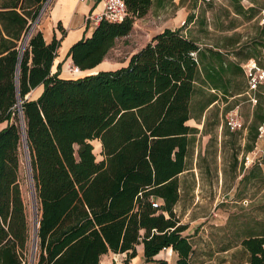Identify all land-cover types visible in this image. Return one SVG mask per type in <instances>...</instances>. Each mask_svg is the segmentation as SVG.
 <instances>
[{"label": "trees", "instance_id": "trees-1", "mask_svg": "<svg viewBox=\"0 0 264 264\" xmlns=\"http://www.w3.org/2000/svg\"><path fill=\"white\" fill-rule=\"evenodd\" d=\"M44 1L0 0V123H6L0 130V264H26L29 231L17 182L25 141L40 206L36 264H99L108 252L126 253L129 260L139 244L148 262L170 248L176 264H189L193 250L182 235L186 225L175 216L178 177L187 170L190 137L198 132L187 123L233 97L232 83L243 70L227 56L253 59L264 69V25H257L249 43L225 39L219 49H231L226 56L200 47L181 28L164 29L124 67L62 79L61 63L51 72L56 39L46 44L33 32L19 54ZM123 1L121 22L100 21L89 37L69 48L66 59L79 72L103 62L152 3ZM231 1L236 16L247 22L256 18L253 8ZM38 86L40 96L25 99ZM254 106L245 152L253 149L264 123V100ZM94 141L100 145L99 161ZM241 247L248 264H264V231L243 238Z\"/></svg>", "mask_w": 264, "mask_h": 264}, {"label": "rangeland", "instance_id": "rangeland-1", "mask_svg": "<svg viewBox=\"0 0 264 264\" xmlns=\"http://www.w3.org/2000/svg\"><path fill=\"white\" fill-rule=\"evenodd\" d=\"M171 1H155L145 16L134 19L129 35L119 39L107 56L112 67L114 63L129 60L164 29L185 27L186 35L202 47L231 37H237L241 44L249 43L264 12V0H241V6L253 8L257 13L254 21L247 22L233 13L231 0H180L178 6ZM186 17H191V21L185 23ZM247 64L240 63L243 77L233 81V97L227 102L219 101L199 121L188 123L199 132L190 137L187 170L178 177L179 201L175 216L179 224L186 225L182 235L187 237L193 250L189 264H246L248 254L243 251L241 240L264 231V155L261 165L243 166L248 153L244 149L248 125L255 107L244 94ZM71 77L78 76L71 73ZM257 90L254 94L257 100H264V89ZM239 92L241 96L236 95ZM232 111L241 118L243 129L227 132L225 117ZM92 145L99 161L100 147L96 141ZM29 173L32 175L30 159L21 143L17 182L29 231L24 260L26 264H36L35 221L40 218V206Z\"/></svg>", "mask_w": 264, "mask_h": 264}, {"label": "crops", "instance_id": "crops-1", "mask_svg": "<svg viewBox=\"0 0 264 264\" xmlns=\"http://www.w3.org/2000/svg\"><path fill=\"white\" fill-rule=\"evenodd\" d=\"M155 1H164V0H152L153 4ZM168 1V0H166ZM174 4L177 6L179 5L180 0H172ZM164 3V2H162ZM246 9L245 7H243ZM103 9V5L100 2L88 1L85 3H79L78 0H53L50 9L48 10L45 17H43L39 23L34 27V32L38 31L42 34L43 40L46 44H49L53 39H56L59 42V48L57 51V57L54 59L51 72L54 73L56 71V66L58 64L61 65V73L60 78L62 79H76L79 77H83L86 75L95 74L98 71H112L124 67L127 65V61L124 63H114L115 67H112V63L107 60V57L101 62L97 67L92 70L79 72L75 69L72 65L70 58L66 59V55L68 53L69 48L79 40L83 38L89 37L95 26L92 25L91 22L87 21L86 18L91 14H96L101 12ZM188 17H186L187 20ZM255 20V19H254ZM251 20V21H254ZM250 21V22H251ZM259 24V23H258ZM182 29V34L186 35V28L180 27ZM178 28V29H180ZM177 30V29H171ZM207 33H205L206 35ZM187 36V35H186ZM192 39L191 36H188ZM194 40V39H193ZM196 41V40H195ZM239 41V40H238ZM251 41V38H250ZM200 47H202L198 41H196ZM222 43L219 42L218 44H211V45H204V48L213 49L214 51H219L226 56L225 53L231 51V49H219ZM239 45H241L239 41ZM218 47V48H217ZM238 48V44L235 48ZM236 48V49H237ZM264 54V51L262 52ZM108 56V55H107ZM231 61H234L240 65L241 62L251 64H256L253 59L250 60H235L231 54L227 56ZM264 57V56H263ZM117 65V66H116ZM264 70V69H263ZM71 73L73 76L78 77H71ZM263 88L264 85L258 87V89ZM42 86L36 87L32 90L26 97L27 100H35L37 99L41 92ZM258 91V90H257ZM35 94V97H31L32 94ZM242 94L238 95L241 96ZM262 99H260L261 101ZM211 105L208 110L212 107ZM207 110V111H208ZM193 120V119H191ZM190 120V121H191ZM188 121V123L190 122ZM187 123V124H188ZM189 125V124H188ZM190 126V125H189ZM6 127V123H0V130ZM192 127V126H190ZM195 128V127H194ZM197 129V128H196ZM198 130V129H197ZM199 132V130H198ZM197 132V133H198ZM101 149L99 150V152ZM101 157V156H100ZM101 160V159H100ZM184 173V172H183ZM176 207V206H175ZM37 221V220H36ZM35 221V223H36ZM136 255L134 258L126 260L127 254L126 253H112L108 252L100 257L99 264H156L155 261L164 260L168 264H176L177 261V254L173 252L170 248L162 250L153 257L152 261H146L144 254H143V245L139 244L135 247ZM248 264V263H246Z\"/></svg>", "mask_w": 264, "mask_h": 264}, {"label": "built area", "instance_id": "built-area-1", "mask_svg": "<svg viewBox=\"0 0 264 264\" xmlns=\"http://www.w3.org/2000/svg\"><path fill=\"white\" fill-rule=\"evenodd\" d=\"M88 1L100 2L103 5L101 12L89 15L86 20L96 26L100 21H108L110 23H119L126 17V6L123 0H78L79 3ZM53 0H45L41 6L38 16L31 23L29 30L23 35L19 44V54L22 55L28 45L29 39L35 30V26L39 21L45 17L52 5ZM263 17L259 21V25H264ZM247 80V92L249 102L254 106L257 99L254 95L259 86L264 85V70L259 68L256 64H247L246 71H244ZM18 111L20 112V104H18ZM226 128L230 132H236L243 129V122L238 116L237 112H231L225 117ZM264 155V123L258 128V135L253 149L245 154L243 166L245 168L261 165ZM158 202L152 204L153 207L158 206ZM36 231V228H35ZM36 244V242H35Z\"/></svg>", "mask_w": 264, "mask_h": 264}, {"label": "water", "instance_id": "water-1", "mask_svg": "<svg viewBox=\"0 0 264 264\" xmlns=\"http://www.w3.org/2000/svg\"><path fill=\"white\" fill-rule=\"evenodd\" d=\"M25 99H27V97H25ZM24 147L26 148V151H27L26 141L24 142ZM27 153H28V151H27ZM38 226H39V220H37L36 223H35V228H36V231H35V242H36V238H37L36 237V233H37ZM35 242H34V244H35ZM34 248H35V246H34Z\"/></svg>", "mask_w": 264, "mask_h": 264}, {"label": "bare ground", "instance_id": "bare-ground-1", "mask_svg": "<svg viewBox=\"0 0 264 264\" xmlns=\"http://www.w3.org/2000/svg\"><path fill=\"white\" fill-rule=\"evenodd\" d=\"M98 146L100 147V145L98 144ZM27 161V160H26ZM28 172H29V168H28ZM29 176H30V182H31V175H30V173H29ZM32 233H34V232H32ZM35 246V245H34Z\"/></svg>", "mask_w": 264, "mask_h": 264}]
</instances>
